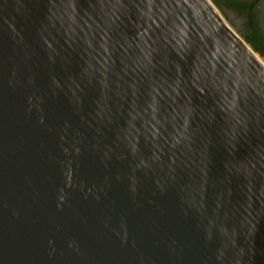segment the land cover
<instances>
[{"label": "water", "instance_id": "water-1", "mask_svg": "<svg viewBox=\"0 0 264 264\" xmlns=\"http://www.w3.org/2000/svg\"><path fill=\"white\" fill-rule=\"evenodd\" d=\"M212 0H0V264H264V66Z\"/></svg>", "mask_w": 264, "mask_h": 264}, {"label": "trees", "instance_id": "trees-1", "mask_svg": "<svg viewBox=\"0 0 264 264\" xmlns=\"http://www.w3.org/2000/svg\"><path fill=\"white\" fill-rule=\"evenodd\" d=\"M228 22L244 41L260 56L264 57V13L255 10L256 5L241 3L240 0H212ZM226 11H231L239 20H230Z\"/></svg>", "mask_w": 264, "mask_h": 264}, {"label": "flooded vegetation", "instance_id": "flooded-vegetation-1", "mask_svg": "<svg viewBox=\"0 0 264 264\" xmlns=\"http://www.w3.org/2000/svg\"><path fill=\"white\" fill-rule=\"evenodd\" d=\"M241 3H248L256 5L255 10L260 11L264 13V0H240ZM226 14L229 16L230 20L234 21L235 24L239 23V20L236 18V15L231 11H226Z\"/></svg>", "mask_w": 264, "mask_h": 264}, {"label": "built area", "instance_id": "built-area-1", "mask_svg": "<svg viewBox=\"0 0 264 264\" xmlns=\"http://www.w3.org/2000/svg\"><path fill=\"white\" fill-rule=\"evenodd\" d=\"M258 60L261 62V64L264 66V57L260 56L259 54H256Z\"/></svg>", "mask_w": 264, "mask_h": 264}, {"label": "rangeland", "instance_id": "rangeland-1", "mask_svg": "<svg viewBox=\"0 0 264 264\" xmlns=\"http://www.w3.org/2000/svg\"><path fill=\"white\" fill-rule=\"evenodd\" d=\"M231 25V24H230ZM232 26V25H231ZM233 27V26H232Z\"/></svg>", "mask_w": 264, "mask_h": 264}]
</instances>
